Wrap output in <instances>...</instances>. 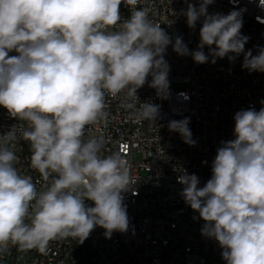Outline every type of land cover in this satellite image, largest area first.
Segmentation results:
<instances>
[{"label":"clouds","instance_id":"obj_1","mask_svg":"<svg viewBox=\"0 0 264 264\" xmlns=\"http://www.w3.org/2000/svg\"><path fill=\"white\" fill-rule=\"evenodd\" d=\"M213 2L183 11L189 28L202 25L190 52L140 0H0V106L22 122L30 167L50 181L40 191L16 167V125L0 135V253L15 246L44 255L56 240L84 243L95 227L107 238L128 230L123 194L135 184L128 161L118 151L102 155L104 139L85 138V130L106 119V97L120 99L134 121H156L159 105L140 102L137 92L151 77L149 87L167 98L170 44L198 64L243 54V68L264 72V47L245 51L244 10L209 13ZM234 121V139L221 142L211 178L202 187L195 174L177 181L204 221L201 234L218 242L226 264H264V107L240 110ZM188 124L185 118L168 127L193 145Z\"/></svg>","mask_w":264,"mask_h":264},{"label":"built area","instance_id":"obj_2","mask_svg":"<svg viewBox=\"0 0 264 264\" xmlns=\"http://www.w3.org/2000/svg\"><path fill=\"white\" fill-rule=\"evenodd\" d=\"M189 3L199 7L198 0H140L150 18L160 23L175 42L181 37L189 51H195L200 42L201 23L189 28L183 11ZM259 0H214L209 13L242 12L241 34L248 37L245 51L256 54L264 47V9ZM123 19L131 15L127 5L121 4ZM214 47V46H213ZM205 54L209 48L203 49ZM9 55H16L15 52ZM169 65V85L182 84L183 90L168 89L167 98L157 96L148 82L138 90L140 102L159 105V115L151 124L134 121L121 107L120 99L106 97V119L89 125L85 138L102 137V155L120 152L128 161L135 181L133 188L124 193L129 228L115 231L110 238L102 227H95L80 244L72 238L50 243L47 254L36 250L22 252L15 246L0 253V264H208L204 256L222 259L218 242L201 234L204 221L188 206L178 183L179 175L187 173L199 177L203 186L212 175L211 166L222 141L234 139V116L240 110L264 107V72H249L242 67L244 56L234 60L209 56V61L196 63L191 55H179L170 44L164 54ZM189 120V145L178 132L169 130L172 120ZM14 125L18 140L14 145L16 167L32 177L42 191L50 181L30 167L28 143L20 138L22 122L10 118L0 106V135ZM92 206L91 201L86 202ZM209 264H215L213 262Z\"/></svg>","mask_w":264,"mask_h":264},{"label":"rangeland","instance_id":"obj_3","mask_svg":"<svg viewBox=\"0 0 264 264\" xmlns=\"http://www.w3.org/2000/svg\"><path fill=\"white\" fill-rule=\"evenodd\" d=\"M169 88H172L175 91H180V90H183L185 88V86L182 84H174V85L170 84ZM204 259H205V262L208 264L211 262H213L215 264H221V259L219 257H216V256L206 255V256H204Z\"/></svg>","mask_w":264,"mask_h":264}]
</instances>
